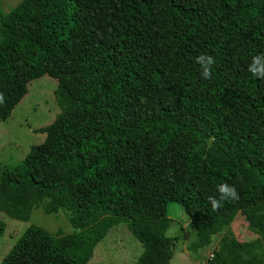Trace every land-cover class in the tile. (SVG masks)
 I'll return each mask as SVG.
<instances>
[{"label": "trees", "instance_id": "trees-1", "mask_svg": "<svg viewBox=\"0 0 264 264\" xmlns=\"http://www.w3.org/2000/svg\"><path fill=\"white\" fill-rule=\"evenodd\" d=\"M0 14V120L45 74L60 108L22 163L0 164V211H65L72 227L30 224L0 264H87L120 222L142 244L136 264H171V203L194 251L231 231L208 264H247L231 224L242 214L255 234L264 205V79L248 72L264 0H20ZM201 54L216 61L209 80ZM225 182L239 199L214 211Z\"/></svg>", "mask_w": 264, "mask_h": 264}, {"label": "rangeland", "instance_id": "rangeland-1", "mask_svg": "<svg viewBox=\"0 0 264 264\" xmlns=\"http://www.w3.org/2000/svg\"><path fill=\"white\" fill-rule=\"evenodd\" d=\"M18 2L20 0H0L1 12H9ZM56 84L57 81L48 74L31 80L27 84V93L13 108L11 115L6 120H0V164L22 163L30 146L44 140L45 134L35 129L49 125L60 111L54 97ZM168 216L171 221L166 234L178 237L171 264H208L220 239L231 233L229 228L222 230L212 235L208 246L194 251L190 245L197 239L196 232L189 225L181 205L171 203ZM0 219L6 224L5 232L0 237V262L30 224L40 225L54 234L59 230L63 233L72 231L67 212L47 214L42 207L34 208L28 220H17L2 211ZM254 219L255 234L252 229L244 228L246 219L242 214L233 220L231 228L237 240L242 242L241 251L247 264H253L252 260L258 256L261 260L257 259L255 263L264 264V205H261ZM142 250V244L130 232L127 223L120 222L110 228L104 239L96 245L87 264H136Z\"/></svg>", "mask_w": 264, "mask_h": 264}, {"label": "clouds", "instance_id": "clouds-1", "mask_svg": "<svg viewBox=\"0 0 264 264\" xmlns=\"http://www.w3.org/2000/svg\"><path fill=\"white\" fill-rule=\"evenodd\" d=\"M196 63L200 65L202 77L206 80L211 79L212 67L216 63L213 56L201 54L196 58ZM248 72L255 78L264 79V53L252 57L251 63L248 65ZM3 103H5V95L0 92V104ZM217 191L219 198L215 196L208 197L214 211L220 209L225 201H237L239 199L236 187L227 182L217 185Z\"/></svg>", "mask_w": 264, "mask_h": 264}]
</instances>
